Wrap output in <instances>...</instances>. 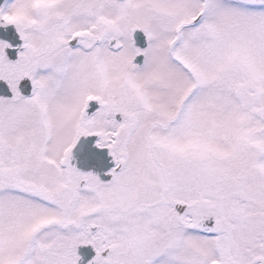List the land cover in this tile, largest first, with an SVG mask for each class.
<instances>
[{"label": "snow or ice", "instance_id": "6c2138e0", "mask_svg": "<svg viewBox=\"0 0 264 264\" xmlns=\"http://www.w3.org/2000/svg\"><path fill=\"white\" fill-rule=\"evenodd\" d=\"M15 29L0 264H77L80 246L89 264H264V0H63ZM81 137L107 149L110 182L68 166Z\"/></svg>", "mask_w": 264, "mask_h": 264}, {"label": "flooded vegetation", "instance_id": "af4514ba", "mask_svg": "<svg viewBox=\"0 0 264 264\" xmlns=\"http://www.w3.org/2000/svg\"><path fill=\"white\" fill-rule=\"evenodd\" d=\"M14 2V0H4V3L0 6V10H4L7 11L8 7ZM133 41H134V46L139 47L136 45L135 40H134V34H133ZM4 43H7L10 47L5 49V56L8 59L9 62H15L18 59V51H22V41L19 38L18 33L16 32V29H14L13 26H5L4 27ZM146 47L147 44L146 42L144 43ZM144 47H139L141 49H143ZM141 58V64L143 61V57H139ZM141 64H137V65H141ZM17 90L20 92V94L25 97V98H30L31 97V82L27 79L22 80L19 84H18V88ZM4 98H11V92L7 86V84L4 82ZM99 108V106H98ZM98 108L96 110H98ZM95 110V111H96ZM94 113V112H93ZM92 113V114H93ZM92 114L88 115L91 116ZM87 115V114H86ZM119 116L116 117L117 122H119ZM98 138H96L95 141H93L94 145L97 143ZM96 152L93 153V157L97 160V159H101V158H110L112 159V157L109 154H105V152H99V149L95 147ZM87 170H77L80 171L82 173H92L93 175H96L98 177V179L102 182V183H107L110 182L111 180V176L107 175L108 172H110L114 167H112L110 170H108L107 172H105L102 176H100L99 174L94 173L92 170H89L90 166H100L103 165L105 166L104 162H100V161H93L91 163H87ZM71 167V166H69ZM108 167H110V163H108ZM176 211L178 212V214H182L184 211V208L182 206H177ZM213 222L211 220L206 221L205 222V226H211ZM106 255V253H105ZM77 256L80 258L77 262V264H89V262L95 257V252L92 249L91 246H80L77 248Z\"/></svg>", "mask_w": 264, "mask_h": 264}, {"label": "water", "instance_id": "95a60500", "mask_svg": "<svg viewBox=\"0 0 264 264\" xmlns=\"http://www.w3.org/2000/svg\"><path fill=\"white\" fill-rule=\"evenodd\" d=\"M4 0H0V5ZM15 29V28H14ZM0 39L4 41V27H0ZM134 40L137 46L144 47L146 39L143 36L142 33L136 32L134 33ZM136 62L139 63V58H136ZM0 97H4V81H0ZM98 104L96 102H90L89 108L86 110V114L90 115L92 114L97 108ZM95 137H81L77 143V145L73 148L71 153V158L68 162V166L74 167L78 170H87L84 169V166L87 162H93L96 161V159L93 157V153L96 152L97 149H95V145L93 143ZM99 152H105L107 153V149H99ZM104 162H108V158L100 159ZM99 160V161H100ZM114 165V162H113ZM111 165L108 167H89V170L94 171V173L99 174L102 176L106 171L110 170L112 168ZM83 166V169H82Z\"/></svg>", "mask_w": 264, "mask_h": 264}, {"label": "clouds", "instance_id": "9594fccd", "mask_svg": "<svg viewBox=\"0 0 264 264\" xmlns=\"http://www.w3.org/2000/svg\"><path fill=\"white\" fill-rule=\"evenodd\" d=\"M62 4L63 0H31L29 6L22 12L13 13V18L6 21L5 25L16 28L18 24H26L31 21L33 14L38 11L47 10L52 14H55Z\"/></svg>", "mask_w": 264, "mask_h": 264}, {"label": "rangeland", "instance_id": "374dc122", "mask_svg": "<svg viewBox=\"0 0 264 264\" xmlns=\"http://www.w3.org/2000/svg\"><path fill=\"white\" fill-rule=\"evenodd\" d=\"M0 42H2V41H0ZM134 63L137 64L135 60H134ZM0 98H4V97H0Z\"/></svg>", "mask_w": 264, "mask_h": 264}, {"label": "bare ground", "instance_id": "6f19581e", "mask_svg": "<svg viewBox=\"0 0 264 264\" xmlns=\"http://www.w3.org/2000/svg\"><path fill=\"white\" fill-rule=\"evenodd\" d=\"M94 156V155H93Z\"/></svg>", "mask_w": 264, "mask_h": 264}]
</instances>
